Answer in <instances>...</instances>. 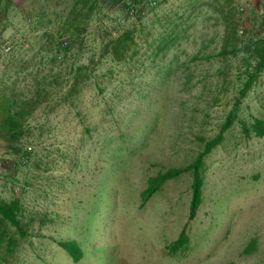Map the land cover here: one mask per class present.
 I'll list each match as a JSON object with an SVG mask.
<instances>
[{
  "label": "rangeland",
  "instance_id": "obj_1",
  "mask_svg": "<svg viewBox=\"0 0 264 264\" xmlns=\"http://www.w3.org/2000/svg\"><path fill=\"white\" fill-rule=\"evenodd\" d=\"M247 1L250 10L238 16L237 6ZM157 2L137 18L133 11L121 16L120 4H104L90 15L81 65L99 59L100 37L107 40L110 31L137 26L140 37L130 62L98 60L95 78L102 88L83 87L75 110L85 115L84 123L65 131L63 111L51 103L44 117L39 104L25 122L21 153L0 138V197L20 200L27 233L21 238L8 227L17 245L9 250L10 238L4 240L0 264H264V137H248L241 128L264 119V70L242 100L239 122L205 158L204 201L189 226V246L169 254L188 221L190 174L166 182L144 206L141 199L149 178L189 165L203 148L201 139L218 134L247 66L256 64L243 47L261 37L264 0ZM13 4L0 13L1 105L28 102L51 73L41 68L53 43L70 42L59 28L73 16L75 0ZM156 16L180 19L162 52L159 35L170 23H157ZM226 47L237 52L222 56ZM19 65L34 69L18 74ZM4 116L0 111V120ZM86 124L90 132L83 131ZM251 239L257 250L244 255ZM61 242L78 245L79 262Z\"/></svg>",
  "mask_w": 264,
  "mask_h": 264
},
{
  "label": "trees",
  "instance_id": "obj_2",
  "mask_svg": "<svg viewBox=\"0 0 264 264\" xmlns=\"http://www.w3.org/2000/svg\"><path fill=\"white\" fill-rule=\"evenodd\" d=\"M13 1L14 0H0L1 3L5 2V11H7L9 6H12ZM106 1L108 0H75V4L71 10L73 16L67 18V20L64 21L62 26L59 28L60 36L69 35L70 42H59L58 44L53 43L48 48V53L51 55L48 65H81L77 62V58L80 56L83 49L88 27L87 20L90 18L92 13H100V8H102L104 4H107ZM152 3H155V5H152ZM119 4L121 16H125L127 18L130 17L132 11L137 18V13H141L144 7L158 6L157 0H128V3L124 0H109L108 6H118ZM49 22L52 21L49 20ZM136 27L137 26H128L123 29H116L114 34L110 31L112 35L110 38L107 37V40H105L104 37L101 38L97 34L102 41V47L100 48V54H98V60L100 61L105 57H108L111 62L115 63L130 62V60H133L138 54L137 38L140 37V35L137 34V30L135 29ZM171 34L172 33L170 32L168 35H161L164 43L157 48V51L162 52L167 49V38ZM243 51L247 54L246 56L256 58V64L254 67L251 65L247 66L246 79L239 90V97L235 100L232 109L225 117L218 134L210 140L201 139L203 148L189 165L178 168H169L164 173H160L155 177L149 178L146 189L141 193L142 205L144 206L151 199V197L165 185L166 182L178 179L186 174H190L192 177L188 221L181 230L177 240H175L168 247L170 256L177 255L183 248L189 246L190 244L189 226L191 222L197 218L198 212L204 201L203 190L205 185V158L224 142L226 133L229 132L237 122H239L242 100L246 97L252 86L257 82L264 70V37L253 44H247L243 47ZM236 52V48L229 50L226 47L225 50L222 51L221 55L227 56ZM62 53L64 57L60 55ZM58 59H61V63L59 62L60 64L58 63ZM98 60L95 56L90 57L88 59V63L84 65H97ZM87 78L88 71L83 67H80L77 70V81ZM51 84H56V81L52 80ZM47 89H43L42 92L45 93L44 95H49V91ZM43 93L40 92L38 96H43ZM39 104V102L35 101L18 102L15 99H9L8 103H4L2 105L0 104V111L3 110V113L5 114L3 119L0 120V138L6 141L8 149L14 150L16 153H21V149L17 148V145L26 135L24 127L25 122L31 115L32 111ZM241 128L243 133L248 137H264V119L254 118L250 123L242 122ZM21 209L22 206L19 199L6 201L0 197V248L6 238H10L6 247L9 250H14L16 248L17 241L9 236V226L15 227L21 238H24L27 235L20 217ZM59 246L64 248L75 263L79 262L82 257V252L75 242H61L59 243ZM256 250L257 239H251L246 248L243 250V254L250 255Z\"/></svg>",
  "mask_w": 264,
  "mask_h": 264
},
{
  "label": "crops",
  "instance_id": "obj_3",
  "mask_svg": "<svg viewBox=\"0 0 264 264\" xmlns=\"http://www.w3.org/2000/svg\"><path fill=\"white\" fill-rule=\"evenodd\" d=\"M124 1L128 3V0H124ZM165 2H167V0H165ZM168 3L170 2L168 1ZM13 5L14 4L12 3V6H9V8L7 9L8 12L11 11L10 9L11 7H13ZM175 5L177 6V4L170 5L171 11L174 10ZM4 6H5V2L3 3L0 2V13L6 12L4 10L5 8ZM157 16L156 18H153L157 23H163L164 20L170 23L168 27V31L167 29H164V32H162L161 30L160 32L162 33L159 36L166 34L165 32L170 33L171 31H173L174 27L178 25V21H180V19L179 20L176 19L177 17L167 19L166 16L164 17H157ZM80 67H83L84 69L88 71V78L81 80V81L80 80L77 81L76 79L77 70ZM23 68L24 67H21V65L18 66V69H19L18 74L24 73L25 70L27 71V70L34 69L31 67H28L25 69ZM36 69L38 70V67H36ZM41 69L48 70V71L50 70L51 73H49L48 75H45L44 79L40 80V82L37 83V86H35L34 93L31 95V100L29 101H35L41 104V107L43 108L42 111H44L43 112L44 117L47 114H49L50 111H52L53 109L52 106H54L55 104L56 109L63 111L61 125H63V127L66 128V130L64 129L65 131L69 132L70 130H67V128L75 127L78 124L81 125L82 123H84L85 115H82V112H78L75 110H76L77 102L80 99L79 95L81 91L83 90V87L85 86L89 87L93 85L96 89L98 88V86L102 88L95 78V74L97 73L96 71L98 70V67L96 65H56L55 67H52L50 65H46V66L44 65V67ZM49 79H50V82H48ZM52 80H55L56 84H51ZM48 87L51 90V93H49L50 95H44L45 93H43L42 91L43 89L45 88L47 89ZM40 92L43 93V96L41 95V97L38 96ZM23 100L25 101V99ZM51 103H53L52 106H51ZM70 116H73V117L71 118ZM74 119L77 120L75 123H73ZM42 128H46V126H43ZM83 131L90 132L89 125L86 124L85 129Z\"/></svg>",
  "mask_w": 264,
  "mask_h": 264
},
{
  "label": "built area",
  "instance_id": "obj_4",
  "mask_svg": "<svg viewBox=\"0 0 264 264\" xmlns=\"http://www.w3.org/2000/svg\"><path fill=\"white\" fill-rule=\"evenodd\" d=\"M152 5H155V3H152ZM251 6H252V4L250 3V2H241L238 6H237V14H238V16H244V15H246L247 14V12L250 10V8H251ZM263 16H264V12H263ZM239 33L240 34H246L245 33V29L243 28V27H241L240 29H239ZM248 36V35H247ZM264 37V29H263V31L261 32V37L258 39V40H260V39H262ZM258 40H256V41H258ZM256 41H254V42H256ZM254 42H252V44L254 43ZM10 50H11V47L10 46H7L6 47V49H5V52H10Z\"/></svg>",
  "mask_w": 264,
  "mask_h": 264
}]
</instances>
